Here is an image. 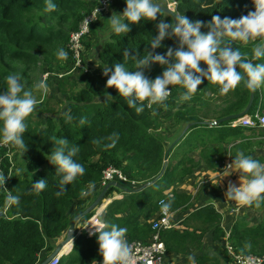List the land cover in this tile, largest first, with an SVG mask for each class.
Here are the masks:
<instances>
[{
	"label": "trees",
	"instance_id": "trees-1",
	"mask_svg": "<svg viewBox=\"0 0 264 264\" xmlns=\"http://www.w3.org/2000/svg\"><path fill=\"white\" fill-rule=\"evenodd\" d=\"M177 1L176 14L205 22L210 21L213 15L238 18L253 7L252 0H224L222 5L217 0ZM53 2L56 9L45 13V0H0V90L6 88L4 77L9 73H19L26 90H29L31 74L42 63L47 68L43 82L48 83L52 75L49 71L56 69L58 72L55 96L62 105L60 110L47 108L45 116L38 117L37 121L31 115L27 118L24 159L25 153L28 156L24 163L15 160L19 151L12 145V160L18 164L14 166L4 152L1 154L3 173L12 177L6 180V190L0 189V210L4 212L0 215V264H38L42 261L56 240L66 233L70 209L87 202L86 197L80 196L81 189H86L90 181L101 186V172L108 165L120 168L128 179L135 181L133 186L129 182H119L123 188L109 186L105 196L113 191L120 192L122 196L112 199L102 211L103 218L109 223L127 229L129 244L134 240L149 241L153 233L150 220L158 217L160 198L163 197L165 203L170 202V211L188 206L191 193L176 190L174 183L192 174L195 168L202 166L215 170L226 157L234 156L237 151L264 162L261 156H253L254 146L263 144L258 138L251 141L259 136V132L244 126L230 127L228 120L210 125L220 117L243 111L250 96L243 81L234 90L221 94L217 84L205 80L198 85V91L192 98L183 102H179L183 90L172 85L166 100L167 109L153 105L137 114L127 107L123 97L117 96L114 88H105L107 77L102 75L100 67L121 61L124 48L142 54L150 35H155L154 22L141 21L130 25L125 36L105 38L104 34L109 30L105 27L109 20L107 23L105 20L113 11L118 13L125 6L124 0H111L106 10L98 11L88 21L87 30L79 38L82 63L87 66L79 68L74 66L69 47L70 35L80 30L83 20L95 8L101 7V3L98 0ZM160 17L172 20V16L163 10H160ZM201 31L207 29L202 27ZM256 42L250 40L244 44L233 41L230 46L242 54L246 53L245 58L251 60V50ZM167 47H175V40H163L162 47L155 51L163 54ZM60 48L68 53L67 60L57 58L56 52ZM86 55L90 58L87 59ZM253 62H264V58ZM127 66L134 69L131 61ZM162 70V66L152 64L145 70V75L154 78ZM105 92L114 96V100L103 102ZM50 97L43 104L48 102V98H53ZM253 106L264 111L263 85L253 93L250 109ZM65 110H69L72 116L67 123L60 115ZM81 118L85 120L83 126L79 124ZM189 123L192 124L169 150L162 174L152 184L140 188L158 176L164 165L166 149ZM113 132L119 133V139L114 147L107 148L105 144L110 141L106 138ZM55 137L67 138L71 144L79 145L74 159L85 168L83 176L65 185L66 191L59 196L56 195L59 177L46 159L54 148ZM182 140L184 142L179 147ZM175 153L177 158L172 160ZM40 178L46 180V188L38 192L32 187V182ZM9 194L17 195L18 202L10 201ZM249 207L264 212V202L259 207ZM221 219V213L206 203L182 219L183 227L161 229L159 236L165 247L163 261L172 256L178 258L177 264H190V261H181L180 258L192 256L196 264H230L231 258L224 247ZM206 233H210L213 243L220 244L221 258L198 254ZM227 239L237 253L264 254V216L254 223L235 220ZM67 256L68 262L64 263L61 258L59 264H92L93 260L100 264L95 236H76Z\"/></svg>",
	"mask_w": 264,
	"mask_h": 264
},
{
	"label": "clouds",
	"instance_id": "clouds-1",
	"mask_svg": "<svg viewBox=\"0 0 264 264\" xmlns=\"http://www.w3.org/2000/svg\"><path fill=\"white\" fill-rule=\"evenodd\" d=\"M217 3L222 5L224 0H217ZM124 5L122 11H113L109 16V30L104 34L105 38L125 36L130 31V25L141 21L154 22L155 35H150L142 54L124 48L121 61H113L111 65L105 63L103 67H99L102 75L107 77L105 88H114L117 96L123 97L127 107L134 109L137 114L153 105L167 109L166 100L171 92L169 86L172 85H178L183 90L179 102L190 100L198 91V85L205 80L217 84L221 94L234 90L241 81L250 93H255L264 85V62H253L264 58V0H252V10L238 18L213 15L207 22L191 20L184 14L174 15L171 21L165 20L160 17L158 0H124ZM56 7L53 0H45L43 11L49 13ZM97 12L98 9L95 8V13ZM202 27L207 31H201ZM168 38L175 40V47H167L163 54L156 52V49L162 47V41ZM250 40L257 41L251 50V60L245 58L246 53L242 54L239 49L230 46L233 41L247 44ZM56 56L60 60H67L68 53L60 48ZM129 61L133 63L134 69L127 66ZM152 64L162 66L163 70L160 75L149 78L145 75V70ZM4 80L6 88L0 90V143L14 146L22 156L27 147L24 137L26 120L34 113L38 100L32 90H26L19 73H9ZM34 87L44 94L49 90L47 83L43 81L36 83ZM114 98L105 92L103 102L113 101ZM60 115L66 123L72 120L69 110ZM79 124L83 126L85 120L81 118ZM106 139L110 143L105 144V147L112 148L119 139V133L113 132ZM54 141V148L46 159L54 166L59 177V191L56 193L59 196L66 191L65 185H70L83 176L85 168L74 159L79 152V145L71 144L64 137H55ZM231 157L230 163L223 170H216L217 173L222 172L219 180L232 173L239 174V184L229 182L225 198L240 206L259 207L264 202V162L241 151ZM10 177L12 175L0 172V189L6 190L5 183ZM32 187L38 192L42 191L46 188V180L37 179L32 182ZM94 189L95 184L90 181L86 189H81L80 196L87 197ZM8 199L18 202L19 197L9 194ZM169 204L170 202L164 203L162 207L167 210ZM94 210L89 213V217ZM85 227H90L89 235L95 236L101 257L100 264H128L130 249L125 227L109 223L102 214L97 215L93 224L85 223L83 228ZM78 235L75 233L73 238ZM71 246L72 244L61 246L66 254H62L60 260L68 254ZM188 260L190 264H196L192 256ZM92 264L97 262L93 260Z\"/></svg>",
	"mask_w": 264,
	"mask_h": 264
},
{
	"label": "crops",
	"instance_id": "crops-1",
	"mask_svg": "<svg viewBox=\"0 0 264 264\" xmlns=\"http://www.w3.org/2000/svg\"><path fill=\"white\" fill-rule=\"evenodd\" d=\"M257 138H253L251 139V141H255ZM260 148L262 149V151H264V148H262L261 146L258 147L254 146L253 156L254 157L261 156L264 159V155H263L264 153L261 152ZM230 161H231L230 156L226 157L223 163L215 170H209L200 166L198 168H195L193 173L190 174L189 176L174 183V187L176 190L189 192L191 193L192 198L187 207L178 209L176 211H171V215L169 219L171 224L170 227H178V228L183 227L181 223L182 219L186 215H188L191 211L206 203L210 204L213 208H215L221 213L222 219L220 222V226L222 227L225 233V235L223 236V240H225V237L228 236L230 226L235 220H246L250 223H254L259 220H254L252 214L259 212L261 217L264 216V212L261 209L250 208L249 206H240L235 201L228 200L227 198H225L224 193L229 182L236 185L239 184L238 173H232L231 175L223 177L219 180L220 175H222V172L217 173V171L223 170L225 167V163L227 162L230 163ZM102 188H103L102 185L101 186L95 185V189L93 193L86 197L87 202L85 204L79 207H72L70 209L69 211L70 221L76 214L82 211L89 203H91V201L95 199V197L100 193ZM121 196L122 194L117 191H113L107 196L103 195L102 199L99 202L98 207H96L94 210V214L96 213V217L98 214H102L103 209L112 199H119L121 198ZM249 218L251 219L249 220ZM80 220H82L80 224L79 222L75 224L76 235H78V232L83 231V225L86 223L85 221L86 219L84 220L81 218ZM64 237H65V233L56 240L55 245L59 241H61ZM218 250H219L218 245H216L210 240V233H206L203 237L202 249L201 251L198 252V254L204 253L212 256L216 255V257L221 258L220 251ZM50 252L51 250L48 251L47 254H45L44 258ZM180 260L181 261L188 260V257L180 258ZM177 261H178L177 257L167 256L166 259L164 258L163 264H177Z\"/></svg>",
	"mask_w": 264,
	"mask_h": 264
},
{
	"label": "built area",
	"instance_id": "built-area-1",
	"mask_svg": "<svg viewBox=\"0 0 264 264\" xmlns=\"http://www.w3.org/2000/svg\"><path fill=\"white\" fill-rule=\"evenodd\" d=\"M111 0H99L101 3V7H97L98 11L106 10L108 4ZM177 0H165V5L175 10L177 5ZM93 16L88 15L82 22L80 30L77 32H72L70 35L69 47L73 51V58L77 59L75 65L77 67H85L83 64L79 63V51H82V46L80 44L79 38L82 33L87 30V23L89 20L93 19L96 15L95 9L91 13ZM86 70V68L84 69ZM47 76L45 73L44 78ZM228 126L236 127V126H244L250 129H253L259 132L258 138L261 139L264 143V114L260 111L259 107L254 109L253 111H247L243 115L229 119L227 122ZM254 138V137H253ZM257 138V137H255ZM4 152V155H7L11 160V149L9 144L0 143V172L2 170V156L1 154ZM229 164V162L225 163V166ZM110 181L129 182L132 186L135 184L134 180L128 179L124 172L113 165L106 166L101 172V185L104 186L106 183ZM165 203L164 198H160L158 200L159 206V214L158 217L150 220L151 228L153 233L151 238L147 242H142L140 240L131 241L129 245L130 253L128 258V264H163V257L165 252V247L160 239L159 231L161 229L170 228V215L171 211L169 208L165 210L162 205ZM96 212V211H95ZM96 219V213L92 214L88 219H86L87 224H93ZM91 231L90 227L83 228L82 232H78L80 235H89ZM224 247L226 249L227 255L231 258L232 264H264V254H240L235 252L231 243L227 239V236L224 240ZM64 251L63 248H60L59 252L56 253L52 258H50L46 264H59L60 253Z\"/></svg>",
	"mask_w": 264,
	"mask_h": 264
},
{
	"label": "rangeland",
	"instance_id": "rangeland-1",
	"mask_svg": "<svg viewBox=\"0 0 264 264\" xmlns=\"http://www.w3.org/2000/svg\"><path fill=\"white\" fill-rule=\"evenodd\" d=\"M158 2L160 3V4H163V5H165V0H158ZM110 5V4H109ZM100 13L101 12H99L98 13V15H100ZM105 18H107V17H102L101 19H105ZM106 21V22H105ZM104 22L105 23H107L108 22V19H106ZM105 27H109V24H105ZM107 32H108V30H107ZM71 51H72V49H70ZM72 57H73V51H72ZM85 57V56H84ZM86 57H87V59L88 58H90L89 56H87L86 55ZM74 59V58H73ZM78 59H79V63H81V64H83L82 63V59H81V51H79V57H78ZM92 60L91 61H93V58H91ZM75 60V63L77 62V59H74ZM89 61V60H88ZM75 63H74V66L75 67H77L76 65H75ZM84 65V64H83ZM85 67H87L86 65H84ZM18 67H20L21 68V65H18ZM39 67L40 68H38V69H36L32 74H31V85L29 86V90H32L33 91V94L37 97V100H38V104H37V107H36V109H35V111H34V113L33 114H31V116L33 117V119L35 120V121H37V119H38V117H40V116H45V111H46V109L47 108H57V109H61V104L58 102V100H57V98H56V96H55V93H56V84H57V81H58V72H57V70L56 69H53V71H49V72H51L52 73V75H50L51 77H50V79L49 80H47L48 81V83H47V85H48V92L46 93V94H44L41 90H37V89H35V87H34V85L36 84V83H38V82H41V81H44V72L47 70V68H45V66H43V64L41 63L40 65H39ZM80 68H82V67H80ZM263 87H264V85H263ZM42 94H43V99L42 100H40V98H41V96H42ZM51 95V97H53V98H51L50 100H49V98H48V102L46 103V104H43V102L45 101V99L47 98V97H49ZM58 95V94H57ZM55 96V97H54ZM254 110V106L252 107V109H251V111H253ZM262 111V110H261ZM264 111H262V113H263ZM264 114V113H263ZM184 142V140H182V141H180L179 142V147L180 146H182V143ZM261 147L262 148H264V145L263 144H261ZM261 149V148H260ZM13 151H11V153H12ZM261 152H263L264 153V151H262V149H261ZM262 153V154H263ZM177 153H175V154H172V160L173 159H175V158H177ZM264 155V154H263ZM27 154L25 153V159H24V155L22 154V156L20 155V152L19 153H17V155L15 156V160H17L18 162H22V163H24L25 162V160L27 159ZM11 162H13L14 163V166L16 165V164H18L16 161H13L12 160V154H11ZM13 166V167H14ZM12 167V168H13ZM253 215V218H254V220H261L262 219V217H261V215H260V213L259 212H257V213H254V214H252ZM251 218H249V220H250ZM81 221L82 220H79L78 222H79V224L81 223ZM77 222V223H78ZM218 251H220V252H222V248H221V246H220V244L218 245ZM62 259H63V262L64 263H67L68 262V256L67 255H64L63 257H62ZM230 264H232V262L230 263Z\"/></svg>",
	"mask_w": 264,
	"mask_h": 264
},
{
	"label": "water",
	"instance_id": "water-1",
	"mask_svg": "<svg viewBox=\"0 0 264 264\" xmlns=\"http://www.w3.org/2000/svg\"><path fill=\"white\" fill-rule=\"evenodd\" d=\"M160 4V3H159ZM160 9L169 13L172 17L174 15H176V12L171 9L170 7L168 6H165L163 4H160ZM90 16H93L92 14H90ZM252 99H253V93H250V96H249V100H248V103L247 105L245 106V108L243 109V111H241L240 113H237V114H233V115H227V116H223V117H220L218 118L217 120L215 121H212L210 122V125H215V124H218V123H221L223 121H227L231 118H236V117H239L241 115H243L245 112H247L251 105H252ZM192 123H189L187 124L181 131V133L178 135V137L169 145V147L166 149L165 153H164V165H163V168L161 169L160 173L158 174L157 177H155L154 179H152V181H149L147 183H145L143 186H141L140 188H143L144 186L146 185H150L152 184L163 172L164 170V166L166 164V161H167V156H168V152L169 150L172 148V146L178 141V139L187 131L188 127L191 125ZM111 185H114V186H117V187H120V188H123L124 186L120 183H117L115 181H110L108 183H106V185L103 186V188L101 189L100 193L95 197V199L88 205L86 206L82 211H80L78 214H76L72 220L70 221L69 223V226L66 230V233H65V237L59 241L55 247L51 250V252L42 260L40 261L38 264H46L47 261L52 258L58 251L59 249L61 248V246H64L66 244H68V246H70L72 244V241H73V237L75 235V224L82 218L84 217L85 215L91 213L96 207H98L99 205V202L100 200L102 199L103 195L105 194V191L107 190V188ZM0 215H4V212L0 210ZM68 248V247H66ZM66 252H61L60 255L64 254Z\"/></svg>",
	"mask_w": 264,
	"mask_h": 264
},
{
	"label": "bare ground",
	"instance_id": "bare-ground-1",
	"mask_svg": "<svg viewBox=\"0 0 264 264\" xmlns=\"http://www.w3.org/2000/svg\"><path fill=\"white\" fill-rule=\"evenodd\" d=\"M11 146V145H10ZM11 148V147H10ZM4 156H6V155H4ZM163 198V197H162ZM89 215V214H88Z\"/></svg>",
	"mask_w": 264,
	"mask_h": 264
}]
</instances>
